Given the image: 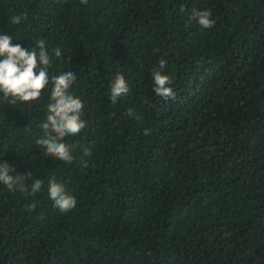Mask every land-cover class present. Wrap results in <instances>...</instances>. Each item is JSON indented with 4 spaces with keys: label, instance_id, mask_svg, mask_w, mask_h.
<instances>
[{
    "label": "trees",
    "instance_id": "1",
    "mask_svg": "<svg viewBox=\"0 0 264 264\" xmlns=\"http://www.w3.org/2000/svg\"><path fill=\"white\" fill-rule=\"evenodd\" d=\"M0 34L46 42L49 76L75 73L86 122L60 161L36 144L51 85L0 99V163L31 172L29 191L43 181L0 184V264H264V0H0ZM160 60L174 99L153 91ZM117 73L129 92L113 104Z\"/></svg>",
    "mask_w": 264,
    "mask_h": 264
},
{
    "label": "clouds",
    "instance_id": "2",
    "mask_svg": "<svg viewBox=\"0 0 264 264\" xmlns=\"http://www.w3.org/2000/svg\"><path fill=\"white\" fill-rule=\"evenodd\" d=\"M80 3L85 4L87 0H80ZM192 17L202 28L207 29L214 25L210 10H194ZM10 19L12 24H18L21 16H13ZM12 41L11 35L0 34V99L9 105L35 101L40 98L42 91L51 85L46 118L40 124L42 135L36 140V144L44 149L46 156L71 163L74 146L65 143L64 138L76 136L86 127V122L81 119L83 102L69 91L76 80V75L70 70L49 76L51 57L44 40H38L31 50L19 43L13 44ZM52 52L55 57L62 54L59 47ZM165 67L166 61L160 60L159 68L153 70V91L165 100L174 99L175 93L170 87L172 78L164 74ZM109 88V98L113 104L129 92L128 84L120 73L115 74ZM148 134L149 130L146 129L144 135ZM83 152L84 155L90 154L87 148H84ZM13 171L8 163H0V184L6 186L9 191L35 194L42 189L43 181L35 179L29 191L24 181L31 178V172L13 175ZM47 193L54 206L61 212H68L76 206L75 197L66 191L63 184L55 180H49ZM34 207V204L31 205L29 210Z\"/></svg>",
    "mask_w": 264,
    "mask_h": 264
}]
</instances>
